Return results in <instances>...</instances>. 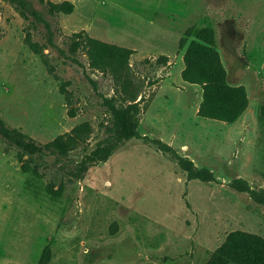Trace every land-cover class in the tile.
<instances>
[{
  "label": "rangeland",
  "instance_id": "obj_1",
  "mask_svg": "<svg viewBox=\"0 0 264 264\" xmlns=\"http://www.w3.org/2000/svg\"><path fill=\"white\" fill-rule=\"evenodd\" d=\"M27 1L55 46L0 0V119L63 143L29 156L0 135V264H208L232 231L264 239L248 192H264V0H68L56 15ZM202 28L245 90L232 121L202 116V86L183 79L181 39ZM79 32L133 49L128 66L90 67L70 51ZM114 109L137 135L122 137Z\"/></svg>",
  "mask_w": 264,
  "mask_h": 264
},
{
  "label": "trees",
  "instance_id": "obj_2",
  "mask_svg": "<svg viewBox=\"0 0 264 264\" xmlns=\"http://www.w3.org/2000/svg\"><path fill=\"white\" fill-rule=\"evenodd\" d=\"M13 2L20 15L35 24H42L46 30L47 44L55 46L54 30L51 23L41 16L27 0H9ZM46 3L51 15L71 14L74 4L71 1L53 2L41 0ZM191 36L194 39L189 40ZM188 42L185 53V69L183 79L192 84L201 85L203 88V100L200 105V114L207 118H217L223 121L236 119L246 107V94L242 86H231L227 82L226 71L214 49V35L210 28H202L198 31L188 30L181 39V47ZM29 48L41 57H45L39 43L26 38ZM70 51L81 49L85 52L89 65L92 68L117 72L123 70L129 64L133 49L116 46L99 39L93 38L85 32L74 33L70 37ZM117 114V124L121 128L124 138H130L138 133L132 131L128 119L120 111L114 109ZM264 117V107L262 109ZM0 135L8 142L21 148L24 155H44L46 149L54 146L60 149L63 137H58L46 146L38 145L34 140L18 129L10 128L0 119ZM53 153V150H50ZM55 152V150H54ZM22 155V154H20ZM193 177H197L198 170H190ZM251 198L256 202L264 203V192L248 189ZM48 251V248H47ZM264 264V239L259 235L235 230L228 234L226 241L214 253L208 264Z\"/></svg>",
  "mask_w": 264,
  "mask_h": 264
}]
</instances>
